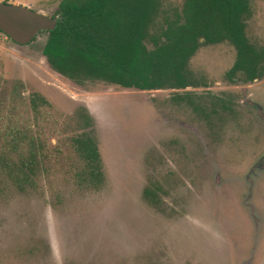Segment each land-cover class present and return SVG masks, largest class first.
I'll list each match as a JSON object with an SVG mask.
<instances>
[{"label":"rangeland","instance_id":"rangeland-1","mask_svg":"<svg viewBox=\"0 0 264 264\" xmlns=\"http://www.w3.org/2000/svg\"><path fill=\"white\" fill-rule=\"evenodd\" d=\"M60 1L7 3L53 16ZM183 2L163 0V9ZM250 7L246 35L264 46V0ZM46 38L22 46L0 31V152L11 128L46 151L21 188L0 172V264H264V172L254 171L264 156V78H226L233 44L200 45L189 62L199 87L140 91L66 80L43 56ZM33 92L52 108L34 113ZM80 107L94 120L101 182L72 144Z\"/></svg>","mask_w":264,"mask_h":264},{"label":"trees","instance_id":"trees-1","mask_svg":"<svg viewBox=\"0 0 264 264\" xmlns=\"http://www.w3.org/2000/svg\"><path fill=\"white\" fill-rule=\"evenodd\" d=\"M250 13V0H184L172 9H163V0H61L53 15L61 18L48 31L42 53L58 75L79 86L101 80L147 91L185 89L199 85L189 62L200 45L229 41L236 58L226 78L251 82L264 78V46L253 45L246 35ZM30 106L36 114L52 108L37 92L30 94ZM76 115L83 131L72 144L89 176L99 181L93 117L85 107ZM3 135L0 172L21 188L44 159L45 143L19 128ZM6 151L17 160L7 158Z\"/></svg>","mask_w":264,"mask_h":264},{"label":"water","instance_id":"water-1","mask_svg":"<svg viewBox=\"0 0 264 264\" xmlns=\"http://www.w3.org/2000/svg\"><path fill=\"white\" fill-rule=\"evenodd\" d=\"M60 18L43 11H35L22 4L0 0V31L17 45L32 43L42 31L47 32L48 38V31L56 28Z\"/></svg>","mask_w":264,"mask_h":264},{"label":"flooded vegetation","instance_id":"flooded-vegetation-1","mask_svg":"<svg viewBox=\"0 0 264 264\" xmlns=\"http://www.w3.org/2000/svg\"><path fill=\"white\" fill-rule=\"evenodd\" d=\"M262 79V78H261ZM255 80H258L257 78L255 79ZM255 80H253V81H255ZM230 82H235V81H230ZM252 82V81H251ZM115 86H117V85H115ZM118 87H120V86H118ZM197 87H199V85H197V86H188V87H186L185 89H187V88H197ZM121 88H124V87H121ZM124 89H134V88H124ZM185 89H183V90H185ZM136 90H138V89H136ZM161 90H164V89H161ZM175 90H181V89H175ZM140 91H147V90H140ZM153 91H156V90H153ZM213 98H215V99H218V96H213ZM220 100V99H219ZM255 105H256V103H254ZM256 107V106H255ZM259 108L257 107V110H258ZM187 122H184V124H186ZM188 125H185V126H188V128L190 129V130H192L194 133H197V134H199L198 132L199 131H197V129H196V127L194 128V127H191V126H194L193 124H190V123H187ZM177 140H180L181 141V139L179 138L178 139V137H177ZM183 141V140H182ZM181 141V142H182ZM185 146H189V145H187V143H185ZM188 148V147H187ZM260 163H256L257 165H256V167H255V173H262V172H264V156L261 158V160L259 161ZM259 175V174H258ZM238 183H240V182H238ZM242 183V182H241ZM247 195H248V193H247ZM247 197H249V196H247ZM247 197H246V205L247 206H249V212H250V218H251V220L253 221V223H255V220H254V212H252V206L250 205V204H248V202H249V200L247 199ZM250 198V197H249ZM251 213H252V215H251ZM255 225H256V223H255ZM255 228H256V226H254ZM262 237V236H261ZM260 237V235H259V237H258V239H256L255 241L256 242H258V244L259 243H261L262 241H260L261 238Z\"/></svg>","mask_w":264,"mask_h":264}]
</instances>
